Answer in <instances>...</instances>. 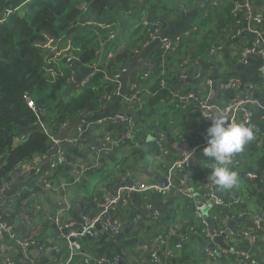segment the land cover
<instances>
[{"label":"crops","instance_id":"1","mask_svg":"<svg viewBox=\"0 0 264 264\" xmlns=\"http://www.w3.org/2000/svg\"><path fill=\"white\" fill-rule=\"evenodd\" d=\"M151 1H162L160 4L167 9L163 10L158 21L159 35L135 54L127 65L120 77L121 92L125 91L133 78L142 80L145 77L146 67H149L147 61L153 56L161 53L162 64L169 63L172 51L162 48L163 38H182L193 32L195 41L188 50L190 56L187 59L192 68L190 66L189 75L184 77L179 87L187 85L185 90L192 89L189 93L196 98L190 104L183 105L175 93L171 103L155 116L159 132L156 135L151 132L147 136V142H155L162 134L168 152L155 157L146 155L137 158L132 151L138 143L131 140L127 144L119 142L121 145L111 154L117 144L115 141L120 128L110 118L117 115L124 120L134 118V103L122 95L112 97L101 113H83L78 120L65 127L60 136H56L59 139L53 138L52 148L46 156L18 166L5 179L4 187L0 190V223H9L12 232L21 238L27 237L29 230H35L38 240L23 249L18 245L9 247V234L0 235V241L5 243V253H0V264L7 259L13 264H57L65 260L68 241L59 234V226L54 220L57 214L63 222L74 223L71 231H78L84 216L99 213L106 192L116 193L132 179L135 183L165 182L170 164L184 151L197 148L195 161L180 172V175L184 172L187 174L180 189L174 187L168 195L132 193L129 206L115 208L114 216L108 215L101 222L102 230L95 229L93 237L80 238L82 252L91 257L105 256L118 264H163L169 250L182 242L184 247L178 255L177 264H244L236 258L235 251H246L259 264H264V201H260L261 189L252 184L245 174L257 171V157L264 151V0H248L253 6L254 16L261 19L259 26H255L260 33L256 36L246 34L247 31L252 32L253 27L247 23L245 12H240L235 17V23L241 25V30L234 33L232 38L229 37L231 28L223 29L220 21L213 17L214 14L211 15L214 0H193L191 4L180 0H139L134 5L133 16L123 28L125 33L119 48L127 43V38L136 30L138 23L145 21L143 3ZM218 1V5H221L222 0ZM205 35L215 39V43L207 56L195 57L192 54L194 46ZM246 49L253 51L247 52ZM102 54L105 57V52ZM98 59L93 66L98 64L100 67L103 59L100 56ZM90 68L93 67L81 68L76 75L77 81L82 80ZM175 69L173 67L172 70ZM237 78L241 82L238 88L235 86ZM243 95L247 96L249 102L237 112L235 131L230 134V144L243 160L241 168L233 167L238 172L235 174L224 171L213 141L227 132L228 117L215 111L206 121L198 113L202 103L223 106L242 100ZM45 117L44 114V123ZM88 123L96 126L95 129L77 134L78 126L85 129ZM103 145L109 147L105 155H101L100 147ZM92 146L96 148L95 151L90 149ZM60 151L70 161L57 165ZM3 160L0 159V164ZM105 170L108 173L101 175ZM77 172L82 173L80 181H75ZM196 172L198 177H194ZM243 177L250 182L248 190L240 184ZM45 179H49L54 190L45 189ZM96 183L97 194L87 196V187ZM208 186L214 194V188L223 189L225 195L221 198L225 204L220 208L213 204L204 206L200 217L195 210ZM24 189H40L39 197L18 207L16 198ZM236 197L241 198L240 202L230 205ZM154 210L159 211V217L155 222L148 221L146 212ZM216 210H220L218 214L221 217L227 218L226 228L233 225L230 235L224 239L225 246L209 236L203 217V212L208 211L215 220ZM139 216L142 219L136 221ZM114 218L127 222V227L119 236L111 235L108 229L107 222ZM159 234L164 235V241L157 239ZM253 235L259 238L257 242L253 240ZM155 256H159L161 262H157ZM184 258L186 260L181 261ZM81 260L79 257L71 264H87L85 261L81 263Z\"/></svg>","mask_w":264,"mask_h":264},{"label":"trees","instance_id":"2","mask_svg":"<svg viewBox=\"0 0 264 264\" xmlns=\"http://www.w3.org/2000/svg\"><path fill=\"white\" fill-rule=\"evenodd\" d=\"M138 1L0 0V159H4L0 164V187L18 166L46 156L53 145L52 137L60 136L65 127L78 120L83 113H101L105 110L107 95L120 84L118 75L127 68L137 51L153 39L155 23L167 10L160 4L162 1L143 3L145 21L138 23L136 30L127 38V43L119 48L125 33L122 23L133 16V8ZM180 1L193 3V0ZM245 1L222 0L221 5L213 4L210 9L211 15L214 14L213 17L220 21L223 29L231 28L230 38L241 30V25L235 23L234 7ZM50 40L56 44L70 41L68 49L61 54L66 60L73 57L75 62L64 65L62 61L63 67H58L48 61L54 54L46 57L43 50ZM194 41L193 32L187 37L183 36L171 52L167 65L162 64L161 53L148 60L146 65L151 66L146 70L150 71V76L142 80L132 79L138 81L139 93L131 91L127 85L125 92L129 96L137 93L141 97V102L134 105V123L139 130L136 132L138 146L132 152L137 158L161 154L156 141L147 142L149 133L156 135L159 132L155 116L171 103L175 93L184 95L192 91L190 88L185 90L187 85L179 87V84L189 75L190 66L192 68L187 59ZM214 43L215 39L211 36H202L192 54L199 58L207 56ZM102 51L105 52V60L101 62L105 64L104 69L97 70L83 90H74L71 71L93 66ZM111 51L114 55L107 59ZM54 66L55 69H52ZM173 67L176 69L172 70ZM29 101L33 102L34 107L29 105ZM150 110H154V115L149 117ZM38 112L46 115L45 130L36 128L41 119ZM51 113L54 116L49 118ZM256 165L258 173L262 174L264 151L259 153ZM194 177H198L197 172ZM248 179L261 189L259 197L263 202L264 177ZM174 184L180 189L179 175ZM39 192L40 189H24L16 198L17 206L36 201ZM35 234V230H29L27 238L38 240ZM85 255L81 253L73 261L79 257L83 260ZM174 259L165 261L172 263ZM175 261L178 262V259Z\"/></svg>","mask_w":264,"mask_h":264},{"label":"built area","instance_id":"3","mask_svg":"<svg viewBox=\"0 0 264 264\" xmlns=\"http://www.w3.org/2000/svg\"><path fill=\"white\" fill-rule=\"evenodd\" d=\"M218 2H219L218 0H214L213 4H218ZM252 7L253 6H251L249 1L246 0L243 3L236 4L233 11H234L236 16L240 12H242V13L245 12L247 23L253 27V30H251V31L255 34H259L260 32L255 27V25L257 23H260L261 19L254 16V14H253L254 9ZM158 24L159 23H155L153 38H155L157 35H159ZM180 39H181V37H177L175 39H173V38L170 39V38L165 37V38H163V41L161 42L162 48L165 50L168 49V50L174 51L176 48V45L179 44ZM139 51H137V53ZM246 51L251 52L253 50L246 49ZM150 66H151V64H149V67ZM125 71H126V69L123 71V73ZM93 72H94V69L85 79L91 77ZM120 76H121V74L118 75V77H120ZM144 76L145 77L150 76V71L145 70ZM83 81H81V82L77 81L76 76L74 74L73 78L71 80V85L75 88V90L80 91L81 90L80 88H82V82ZM87 81L89 82L90 78H89V80L87 79ZM240 85H241L240 79L237 78L235 80V86L238 88ZM129 87H130L131 91H136L137 93H139L138 82L131 81L129 83ZM137 93H134L132 96H129L125 91L121 92V86H118V88L112 94L108 95L107 100H110L114 96L122 95L126 100H128L130 102L140 103L141 97H140V94H137ZM179 98H180V102H179L180 104L188 105L196 97L193 93H187L184 95H179ZM247 102H249V100H247V97H246V99L242 98V100H238L236 102L229 103V104H226L223 106L213 105V104H209V103H202L201 110L198 113V116H201V118L206 120V121L211 119V117L215 111L220 112L222 115L228 117L229 126H228V129L226 130L227 132H224L225 134L223 133L221 136H218V137L213 139V141H214V143H215V145L219 151V154H220V157L222 159V163L224 166H232L236 169H239L243 166L242 158L239 157V155L237 154L235 149H233V147L230 144V134L235 131L237 112L239 110H242L243 106L246 105ZM29 105L34 107V104L32 101H29ZM135 112H136V109L134 108L133 114H135ZM245 115L249 117V114L247 113V111H245ZM110 119L113 122H117L119 124L120 129L118 130V132L120 133V136L117 137V141H123V140L131 139L132 137H134L136 132L139 130V127H137V125H135L133 120H130V119L124 120L121 115H117V117H111ZM37 124L40 125V129H44V130L46 129V125L44 122L41 121V119ZM94 128L95 127L92 126L91 123H88L86 125L85 129H83L82 126H78L77 134H82L86 130L91 132L94 130ZM53 138L59 139L56 137H52L53 141H54ZM109 140H110V138L107 137V141H109ZM74 141H77V139H74ZM156 142L158 143L161 152L166 154L168 151L165 147L164 136L159 135V137L156 139ZM90 149L93 151L96 150V148L94 146H92ZM102 149L108 150L109 147L107 145H103ZM58 151H59V148H58ZM195 153H196L195 150H192L191 152L184 151L178 159L174 160V162H172L169 166L168 176H167V179L165 182H162V183H158V182L135 183L134 182L132 186L127 185L126 187H123L120 190H118L116 193L111 192V194H110V193L106 192L102 202L100 203L101 209H100L99 213L97 215H94V216H91V215L84 216L82 223H81V226H80L78 231H71V228L74 227V223L73 222H69V223L63 222L61 219V216L59 214H57L54 220L59 226V231H60L59 234L68 241V256L65 260H61L57 264H71L75 256L83 253L80 238L81 237H87L88 234L93 237L94 231H95V229H97L95 227L96 224L101 223L103 221V219H101V216L103 214H105L107 216L108 210H110V209L115 210V208H117V207L127 208L129 206L128 205L129 199H130V195L132 193H158L160 195H168L171 192V190L175 187L174 181L176 178V173H178V175H180V172L183 171L187 165H189L190 159L192 157H194ZM59 158L60 159H59L57 165L67 163L68 161H70L68 156H66V154L62 151L59 152ZM245 174L248 178H251V179H256L258 176L262 177V174H260L256 171L245 172ZM186 175L187 174L185 172L180 175V182H183L186 180ZM81 176H82V173L77 172L76 177H75V181H80ZM3 187H4V184L0 187V190H2ZM44 187L46 190L53 189V186L49 182V179H47V180L45 179ZM240 200H241L240 197H236L235 199L232 200L230 205H236L240 202ZM212 204L215 205V207L220 208L225 204V200H223V198H216L211 187L208 186V190L202 195L201 201H200L199 205L196 207V210H195L196 214L201 217L203 207L208 206V205H212ZM218 212H220V210H216V213H214V218L217 222V224L215 226V234L221 235L227 229L226 228L227 227V218L221 217L218 214ZM159 215H160V213L158 210L146 212V214H145L146 219H148V221H151V222H155L157 220V218L159 217ZM141 216H143V215H141ZM141 216H139V219H137L136 221H139L140 219H142V218H140ZM107 218H108V216H107ZM104 220H106V219H104ZM107 224H108L109 232L113 236L121 235L123 233V231L125 230V228L127 227V222L122 218H114V219L108 221ZM4 233L9 234V236H10L9 242H8L9 247H13V245H18V246L22 247L23 249H27L28 247L35 244V240H30L27 237L21 238V237L15 235L12 232L11 225L7 222H1L0 223V235H2ZM157 239L164 241L165 237H164V235L159 234L157 236ZM253 240L255 242H257L259 240V238L257 236L253 235ZM4 244L5 243L0 241V253L1 254L5 253V245ZM180 249H182V242H179L173 248V250H169L168 256L165 257L163 260V264H177L176 261H173L172 263H170V262H166L165 259H167V260H169L171 258L178 259L179 251H181ZM234 255L236 256V258H239V260L244 264H259L256 260H254L252 255L246 251H235ZM155 260L157 262H161V258L159 256H155ZM84 261L87 264H118L116 261H110L105 256L91 257V256L85 255V258L82 260V263ZM3 264H13V262L10 261L9 259H7L6 262Z\"/></svg>","mask_w":264,"mask_h":264},{"label":"rangeland","instance_id":"4","mask_svg":"<svg viewBox=\"0 0 264 264\" xmlns=\"http://www.w3.org/2000/svg\"><path fill=\"white\" fill-rule=\"evenodd\" d=\"M22 5H24V4H22ZM255 26H259V23H257ZM45 45V44H44ZM69 45H70V41H68L67 43H61V44H56L55 42H52V40H50V41H48V43L45 45V49L43 50V53L44 54H46V57L49 55V54H54V56H52L51 58H49L48 59V61H50V62H52V63H54L56 66H58V67H63V65H62V61L64 62V65L65 64H67V62H69L70 64H72V63H74L75 61H74V59H73V57H69L67 60H66V57L63 55V54H61V53H63V52H65L67 49H68V47H69ZM71 46L73 47V45H72V43H71ZM104 51H102V53H103ZM100 54L99 56H100V58L101 59H103V60H105V57H104V55L103 54ZM113 55H114V52L113 51H111L110 53H109V55H108V57H107V59H110V58H112L113 57ZM104 57V58H103ZM63 58H65V60H63ZM61 59V60H60ZM104 66H105V64H102V63H100V67H98V64L96 65V66H92L93 68L92 69H90V70H93L94 69V72H93V74H95L96 73V71L97 70H100V69H104ZM52 69H55V66L54 67H51ZM81 68H83V67H80V68H74L73 69V71H71V74H75V76L77 75V73H79V71L81 70ZM52 69H50V70H52ZM92 72V71H91ZM91 72H87V74L82 78V80H80V82L81 81H83ZM93 74H92V76H93ZM122 75V74H121ZM91 76V77H92ZM91 77H89L90 79H91ZM121 77V76H120ZM120 77H119V79H120ZM89 78H87L88 80H89ZM87 79H85L83 82H82V88H80L81 90H83L86 86H87V84L89 83L88 81H87ZM88 82V83H87ZM119 86H121V81H120V84H119ZM117 88H118V86H117ZM109 94H112V92L111 93H109ZM108 94V95H109ZM108 95H107V97H108ZM107 97H106V99H105V101H104V106L106 107V103L107 102H109L110 100H107ZM133 108H135L134 106H133ZM108 173V171L107 170H105L104 172H102V174L101 175H106ZM238 181V180H237ZM240 184H241V186H242V188H244V189H246V190H248V186L250 185V182L248 181V180H246L244 177H243V179L242 180H240ZM97 188H98V183H96V184H94V185H89L88 187H87V190H86V195L88 196V195H91V194H97Z\"/></svg>","mask_w":264,"mask_h":264},{"label":"water","instance_id":"5","mask_svg":"<svg viewBox=\"0 0 264 264\" xmlns=\"http://www.w3.org/2000/svg\"><path fill=\"white\" fill-rule=\"evenodd\" d=\"M127 23H128V20H125V21L122 23V28H126V26H127L126 24H127ZM246 34H248V35H252V36H256L255 33L250 32V31H247ZM260 46L262 47L263 44H261ZM261 47H260V48H261ZM90 69H91V68H90ZM90 69H88V72H91V71H92V70H90ZM246 97H247V96H245V95L242 96L243 99H246ZM152 113H153V110H150L148 116L150 117V116L152 115ZM38 114H39V116L41 117V121L44 122V121H43L44 114H43L42 112H39ZM39 126H40L39 124L36 125V127H38V128H39ZM129 142H131V141H130V140H125V141H123L121 144H127V143H129ZM121 144L117 143V144L115 145L114 150L111 152V154H113L114 152H116L117 148H118ZM187 152H191V150H188ZM105 154H106V151H103V152L101 153V155H105ZM2 160H3V158H2ZM193 161H195V157H192V158L190 159V163H193ZM224 171H226V172H230V173L238 174V172H237L233 167H230V166L224 168ZM243 175H244V174H243ZM243 175H242V176H243ZM165 181H166V180H165ZM133 183H134V181H133V179H132V180H130V182H129L127 185H128V186H132ZM236 190H237V187H236ZM223 193H224V191H223L222 188H220V187H216V188H215V197H216V198H221V197H223V196L225 195V194H223ZM115 213H116V212H115L114 209H110V210H108V212H107V216L109 215V216L113 217ZM107 216H106L105 214H103V215L101 216V219L104 220V219L107 218ZM203 217H204L205 222H206V224H207V226H208V233H209V236H211V237L213 238V240L216 241L218 244H220V245H222V246H225V244H224V239L230 235V233H231V229L233 228V225L231 224L230 227L227 228V229H226L221 235H216V234H215V225H216V221H215L213 218L210 217V214H209L208 211L203 212ZM95 227H96L97 229H101V230L103 229L101 223H97ZM87 237L90 238V237H92V236L88 234Z\"/></svg>","mask_w":264,"mask_h":264},{"label":"clouds","instance_id":"6","mask_svg":"<svg viewBox=\"0 0 264 264\" xmlns=\"http://www.w3.org/2000/svg\"><path fill=\"white\" fill-rule=\"evenodd\" d=\"M141 50V49H140ZM109 55V54H108ZM107 55V56H108ZM140 88V87H139ZM126 90V89H125ZM134 105H135V103H134ZM88 114H91V113H88ZM133 116H134V118H133V121L136 119L135 117H136V112H135V114H133ZM37 125V124H36ZM94 127H96V126H94ZM40 129V128H39ZM95 129V128H94ZM118 132V131H117ZM160 135H162V134H160ZM120 136V133L118 132V135H117V137H119ZM56 137V136H55ZM159 137V136H158ZM157 137V138H158ZM156 138V139H157ZM127 140H134V141H136V134L134 135V137H132L131 139H127ZM123 141H125V140H123ZM123 141H115L116 143H119V142H123ZM156 141V140H155ZM103 147V146H102ZM102 147H100V149H101V153L103 152V151H106V152H108L109 150H105V149H102ZM159 148V147H158ZM160 149V148H159ZM198 149V148H197ZM197 149H195V152L197 151ZM117 151V150H116ZM192 151V150H191ZM162 153V152H161ZM196 154V153H195ZM194 157H195V155H194ZM174 162V161H173ZM223 167L224 168H226V167H228V166H224L223 165ZM230 167H232V166H230ZM223 168V169H224ZM216 226V225H215ZM179 261H180V257H179Z\"/></svg>","mask_w":264,"mask_h":264}]
</instances>
